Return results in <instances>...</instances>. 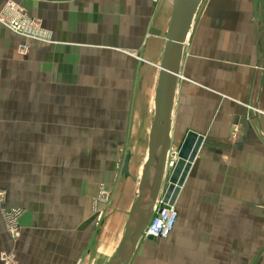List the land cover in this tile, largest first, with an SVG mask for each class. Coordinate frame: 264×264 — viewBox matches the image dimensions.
Instances as JSON below:
<instances>
[{
    "label": "crops",
    "instance_id": "obj_1",
    "mask_svg": "<svg viewBox=\"0 0 264 264\" xmlns=\"http://www.w3.org/2000/svg\"><path fill=\"white\" fill-rule=\"evenodd\" d=\"M7 1L53 43L20 55L0 24V190L24 210L17 240L0 212V251L10 264H104L136 198L172 0ZM189 130L203 142L175 203L182 241L140 239L129 264H264V0H201L172 149ZM101 185L109 198L96 205Z\"/></svg>",
    "mask_w": 264,
    "mask_h": 264
},
{
    "label": "water",
    "instance_id": "obj_2",
    "mask_svg": "<svg viewBox=\"0 0 264 264\" xmlns=\"http://www.w3.org/2000/svg\"><path fill=\"white\" fill-rule=\"evenodd\" d=\"M201 0H172L166 41L155 88L153 116L148 135L147 154L142 163L136 198L126 220L120 242L108 264H129L141 234L157 200L175 205L181 186L203 142V136L189 130L176 145L172 167L165 169L171 148V115L177 87L184 43ZM129 156L123 172L128 170ZM147 240H153L147 236Z\"/></svg>",
    "mask_w": 264,
    "mask_h": 264
},
{
    "label": "built area",
    "instance_id": "obj_3",
    "mask_svg": "<svg viewBox=\"0 0 264 264\" xmlns=\"http://www.w3.org/2000/svg\"><path fill=\"white\" fill-rule=\"evenodd\" d=\"M0 24L23 40L17 49L20 55H25L29 51L30 42L53 43L51 33L43 28L37 19L31 17L24 8L13 1L5 2L0 8ZM248 110L262 114V111L255 107L248 106ZM174 154L175 150L171 147L166 158L165 169L173 166L175 160ZM108 198V189L101 185L98 189L96 205L106 202ZM0 212L7 234L12 240H17L21 233L20 220L24 214V210L20 207L8 206L5 202V192L3 190H0ZM102 216L103 211L97 209V222L102 219ZM177 218L178 211L175 205L162 203L160 197L141 234V239H146L147 236H152L154 239L167 238L173 231ZM12 259V252L0 251L1 264H10Z\"/></svg>",
    "mask_w": 264,
    "mask_h": 264
},
{
    "label": "rangeland",
    "instance_id": "obj_4",
    "mask_svg": "<svg viewBox=\"0 0 264 264\" xmlns=\"http://www.w3.org/2000/svg\"><path fill=\"white\" fill-rule=\"evenodd\" d=\"M138 161H142V158L139 159ZM141 165V164H139ZM179 212V211H178ZM184 214L180 212V216H179V219H178V222H177V225L175 227V230L174 232L172 233L171 236H169L168 238L164 239V240H155L157 243H160L161 247L162 248H165L166 246H168L169 244H172V243H178V242H181L182 241V235L184 236ZM183 242H184V239H183ZM113 254H111L112 256ZM111 256L109 258H107V260L104 262V264H107V262L110 260ZM253 257L247 259V260H250L252 259ZM254 261L255 260V257H254ZM180 264H184V260L182 263ZM254 264V263H253Z\"/></svg>",
    "mask_w": 264,
    "mask_h": 264
},
{
    "label": "bare ground",
    "instance_id": "obj_5",
    "mask_svg": "<svg viewBox=\"0 0 264 264\" xmlns=\"http://www.w3.org/2000/svg\"><path fill=\"white\" fill-rule=\"evenodd\" d=\"M142 167V166H141ZM140 171H141V168H140Z\"/></svg>",
    "mask_w": 264,
    "mask_h": 264
}]
</instances>
